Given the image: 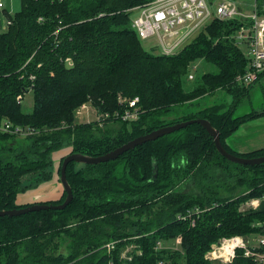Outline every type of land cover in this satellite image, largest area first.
<instances>
[{
    "label": "trees",
    "instance_id": "1",
    "mask_svg": "<svg viewBox=\"0 0 264 264\" xmlns=\"http://www.w3.org/2000/svg\"><path fill=\"white\" fill-rule=\"evenodd\" d=\"M151 1L21 0L18 11L7 13L10 23L0 31V122L9 119L38 132H0V210L25 206L17 203L18 194L54 177L53 152L62 147L99 155L194 118L209 119L228 151L264 155V147L238 153L226 143L242 123L264 115L256 109L237 114L249 90L236 83L248 65L235 37L241 20L214 19L178 53L150 52L131 12ZM197 59L209 67L191 79ZM28 86L34 105L25 111L17 96ZM219 89L233 97L229 105L227 100L191 110ZM119 96L139 98L137 121L107 120L104 127L115 124L103 135L97 122L78 121L83 103L102 114L122 109ZM67 178L74 197L66 208L0 216V264H223L206 257L214 243L242 235L255 244L264 235V210L241 209L264 198V163L228 160L200 123L115 160L72 161ZM178 235L180 249L167 247ZM159 242L164 246L156 249ZM130 244L135 247L128 259L121 254ZM224 264L260 263L240 249Z\"/></svg>",
    "mask_w": 264,
    "mask_h": 264
},
{
    "label": "built area",
    "instance_id": "2",
    "mask_svg": "<svg viewBox=\"0 0 264 264\" xmlns=\"http://www.w3.org/2000/svg\"><path fill=\"white\" fill-rule=\"evenodd\" d=\"M244 1L152 0L147 4L133 8V10L138 11V15L132 19V26L142 39L156 37L159 41L156 45L159 53L175 54L195 39L214 19H240L242 23L235 37L239 45L244 44L248 48V65L243 73L236 76V83L242 86H249L257 82L261 74L264 73V0H252V14H246L243 10L242 3ZM3 6L4 2L0 0V7ZM9 23L10 21L7 20V25ZM194 76V73L191 72L189 78L192 79ZM33 78L34 75H31L30 79L33 80ZM28 88L29 91L32 90L31 86H28ZM24 94L17 96L18 102L22 101ZM119 101L124 105L122 109L107 111L102 114L95 112L89 118V121L97 122L100 126H103L100 120H116L121 117L124 120L135 121L139 118L140 113L137 109L138 97L129 99L119 96ZM87 108L88 105L86 103L77 108L76 116L78 119ZM0 131L21 136L38 132L36 128L14 123L9 119L0 122ZM258 200L261 201V199ZM251 204L257 208L260 202L253 201ZM194 223L195 221L193 220ZM177 239L181 242V237ZM255 239L256 243L252 244L250 237L246 238L242 235L224 237L219 243L212 245L206 257L223 264L230 263L237 255L236 249L244 248L245 256L253 258L260 264H264V236H259ZM113 244V242L109 243L111 246ZM159 245H162L161 242H159ZM108 248L110 249L111 247L108 246ZM158 263L165 264L164 261Z\"/></svg>",
    "mask_w": 264,
    "mask_h": 264
},
{
    "label": "rangeland",
    "instance_id": "3",
    "mask_svg": "<svg viewBox=\"0 0 264 264\" xmlns=\"http://www.w3.org/2000/svg\"><path fill=\"white\" fill-rule=\"evenodd\" d=\"M242 7H243V10L245 11L246 14H252L253 13V1L252 0H245L242 3ZM137 15H138V11L137 10H133L131 12V18H134ZM0 31H4V30L1 29ZM141 43H142L143 47L147 51L155 52V53L159 51L158 48L156 47V45L159 43V41H158V39L156 37H151V38H148V39H142L141 38ZM240 48L242 49V51L244 52L245 56L247 57L248 56V48H247V46L244 45V44H241ZM206 66L209 67L208 65H205V62H203V60L197 59V60H195L192 63L191 72H193L195 74L196 73L200 74L203 70H205ZM190 83L191 84H196L197 80L196 81L192 80V81H190ZM246 87H249V90L247 91L248 93H246V95L243 97V99H242V101H241V103H240V105L238 107L237 114L247 113V112H249V111H251L253 109H256L257 111H260V112L264 111V77L259 79L254 84L246 86ZM227 100H228V104H226ZM232 100H233V97L230 94H228L225 91V89H219L214 94H207L204 97H200L198 100H196V101H199L200 104L192 106L191 110L198 109L200 107V105H202V106L203 105H209L211 103H219L221 101H223L224 104L229 105ZM21 103H22V107H23V109L25 111L32 110L33 105H34V94H33V91L25 92L24 98L22 99ZM85 103L88 105V108L83 111L82 116H79L80 118H79L78 121H80V122H94V121H89V118L91 116H93L95 114V112L99 113V111L92 105L91 102H85ZM139 116H140V114H139ZM262 116H264V115H262ZM254 119H256V118H254ZM254 119H250V120H247L245 122H249V121H252ZM118 120H121L123 122H133V121L124 120L121 117H119ZM100 122L103 124V126H101L103 128L101 129V132L99 133V135H103V134L107 133L109 131V129H111L113 127V125L115 124V122H109L108 126L104 127L106 125V120H100ZM98 126H100V125L98 124ZM0 132H2V131H0ZM70 149H71V146H65V147H62V148L58 149L57 151L53 152L52 169L55 172L54 175H53L54 176L53 178H55V177L58 178L57 181L60 184L59 186H62V187H63V185H62V182L60 180L59 168H60V166H62V161H63L64 157L67 154L71 153ZM51 180H48V181H51ZM38 186H36L35 188H38ZM51 188H52V184L49 183V185H47L44 189L50 190ZM62 189H63L62 196L60 198H58V199L51 200V201L59 202V203H62L64 201L63 199L65 197V190H64V188H62ZM258 199L259 198L250 199L249 201H247V202H245L244 204L241 205V209L242 210H248V209H258V210L260 209L261 210V209H263L264 210V198L261 199V201L258 200ZM253 201L260 202V205L257 208H255L254 205L251 204V202H253ZM40 202L47 203L46 200L45 201H40ZM32 203H29V204H32ZM262 236H264V235H260V237H262ZM178 237H180V235H178L177 238ZM177 238L174 239V240L167 241L166 242V246L167 247H172L170 249H173V250H176V248L180 249V245H179L180 240L177 239ZM255 241H256V239L253 240V242H255ZM219 242H220V240L218 242H216V243H219ZM132 245L133 244H130V246H128L122 252L121 256L127 257L128 259L132 258V256L128 254V251H131L132 248L135 247V245H133V246ZM178 245H179V247H178ZM108 246L112 247L109 244H108ZM163 246H164L163 244L161 246L157 245L156 249L161 248V247L163 248ZM240 249H244V248L236 249V253L237 254H238V251ZM107 250H109V249H107ZM139 253H142V250H139ZM112 261H114V260H112ZM110 264H112V263H110ZM156 264H159V263L157 262Z\"/></svg>",
    "mask_w": 264,
    "mask_h": 264
},
{
    "label": "water",
    "instance_id": "4",
    "mask_svg": "<svg viewBox=\"0 0 264 264\" xmlns=\"http://www.w3.org/2000/svg\"><path fill=\"white\" fill-rule=\"evenodd\" d=\"M192 123H200L203 127L207 129L210 135L214 138L217 150L228 160L240 164L264 163V155L256 156V157H245L228 151L221 141L220 131L215 126H213V124L209 119L194 118V119L185 120L174 124L159 127L148 133L137 136L103 154L89 155L83 152H71L67 154L62 161V166L60 169V180L66 192V198L62 203H44L40 201H35L32 204H28L20 208L2 209L0 210V216H5V215L20 216L32 211H41V210H62L72 202L74 197L73 188L67 178V166L70 162L75 161L84 164H98L101 162L115 160L121 155H123L125 152L134 149L138 145H142L143 143L148 141L156 140L159 137L175 132Z\"/></svg>",
    "mask_w": 264,
    "mask_h": 264
},
{
    "label": "crops",
    "instance_id": "5",
    "mask_svg": "<svg viewBox=\"0 0 264 264\" xmlns=\"http://www.w3.org/2000/svg\"><path fill=\"white\" fill-rule=\"evenodd\" d=\"M4 6L0 7V30L7 29V13L14 14L21 7V0H2ZM264 77V75L262 76ZM261 77V78H262ZM260 78V79H261ZM250 112V111H249ZM227 145L238 153H247L264 147V116L252 121L242 123L227 139ZM53 178L51 181L41 183L38 188H32L18 194L17 203L27 205L35 201H50L58 199L63 194V187ZM49 183L50 190L44 189Z\"/></svg>",
    "mask_w": 264,
    "mask_h": 264
}]
</instances>
